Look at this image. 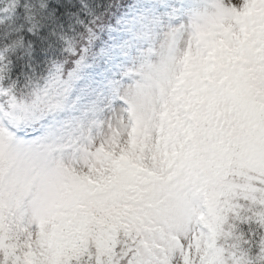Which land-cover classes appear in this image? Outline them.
I'll use <instances>...</instances> for the list:
<instances>
[{"label":"snow or ice","instance_id":"6c2138e0","mask_svg":"<svg viewBox=\"0 0 264 264\" xmlns=\"http://www.w3.org/2000/svg\"><path fill=\"white\" fill-rule=\"evenodd\" d=\"M0 264H264V0H0Z\"/></svg>","mask_w":264,"mask_h":264},{"label":"rangeland","instance_id":"374dc122","mask_svg":"<svg viewBox=\"0 0 264 264\" xmlns=\"http://www.w3.org/2000/svg\"><path fill=\"white\" fill-rule=\"evenodd\" d=\"M93 78H95V76H93ZM60 116L61 117L54 126L65 140L66 146L73 149L72 155L76 154L77 148L83 147L84 138H86L88 132H91L97 139L106 133V128L103 127L104 118L101 111H93L85 107L75 112L69 109ZM81 124L85 125V131H81ZM25 136H27V134H25Z\"/></svg>","mask_w":264,"mask_h":264},{"label":"trees","instance_id":"16d2710c","mask_svg":"<svg viewBox=\"0 0 264 264\" xmlns=\"http://www.w3.org/2000/svg\"><path fill=\"white\" fill-rule=\"evenodd\" d=\"M60 117H61V116H59L58 119H59ZM25 134H27V136H30V135H31V133H29V132H27V133H25Z\"/></svg>","mask_w":264,"mask_h":264}]
</instances>
